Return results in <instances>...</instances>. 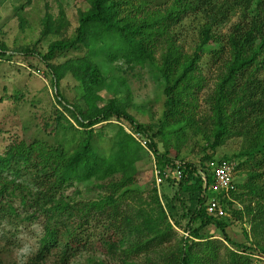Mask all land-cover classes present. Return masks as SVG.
<instances>
[{"label": "trees", "instance_id": "trees-1", "mask_svg": "<svg viewBox=\"0 0 264 264\" xmlns=\"http://www.w3.org/2000/svg\"><path fill=\"white\" fill-rule=\"evenodd\" d=\"M85 2L73 36L51 42L42 56L60 108L49 131L52 140L15 139L0 152V223L42 220L43 235L29 264H42L56 251L61 263L69 264L90 245L84 233L91 223L103 229L101 246L112 257L120 256L121 264H264V0H170L163 16L148 8L147 0ZM194 17L202 23L189 54L172 30ZM66 24L63 11L57 19L48 16L42 35H60ZM159 50L156 68L165 84L167 110L160 125L146 127L129 114L131 92L124 73L154 66ZM203 59L216 71L204 114L197 110V94L206 86ZM67 76L78 84L73 103L58 89ZM101 124L115 128L102 152L96 147ZM133 135L146 141L149 152ZM187 135L200 136L205 155L198 165L179 159ZM234 138L242 140L241 150L218 160L236 162V172L246 167V176L235 180L236 190L228 197H218L226 216L234 202L247 201L243 210L253 239L245 234L241 244L227 235L226 216L206 214L211 178L203 189L197 173ZM147 159L172 173L179 166L180 181H167L178 188L172 198L158 196L154 184L148 200L133 195L137 165ZM86 184L100 191L96 200L78 203L66 195ZM15 201L29 211L23 217ZM211 227L219 235H209Z\"/></svg>", "mask_w": 264, "mask_h": 264}, {"label": "rangeland", "instance_id": "rangeland-1", "mask_svg": "<svg viewBox=\"0 0 264 264\" xmlns=\"http://www.w3.org/2000/svg\"><path fill=\"white\" fill-rule=\"evenodd\" d=\"M169 1L147 0L148 8L157 10L156 15L163 16L164 8ZM86 8L85 0H0V46L5 49V54L0 56V99H3L0 103V152L15 139L26 142L34 138L52 140L49 137L51 135L49 131L54 124L55 111L60 108L55 102L54 81L48 67L42 61V56L47 53L51 42L58 39L67 40L73 36L79 11H84ZM60 11L64 12L67 21L60 35L43 36L44 22L47 17L57 19ZM236 18L232 17L231 22L221 29L223 34L228 31L230 24ZM201 23L198 17L189 18L184 21L181 28L172 30V33H177L179 39L177 44L182 46L186 53L191 54L198 43ZM160 53L159 50L155 55L157 60L154 66L147 64L143 68L137 67L133 70L121 67L123 71L126 70L124 77L131 92L129 114L136 123L146 127L160 125L167 110L166 97L163 93L165 84L160 79L156 68L160 64ZM69 57H72V54L67 57L58 56L50 63H61ZM207 62L203 59L201 63L204 86H206L197 94V110L202 114L209 111V108L204 105V100L209 92L213 91L216 81L215 68ZM117 66L119 67V64ZM261 76L264 78V74ZM58 89L69 103H73L79 97L78 84L70 76L60 82ZM101 128L103 132L100 133L96 147L102 152L108 147V141L114 135L115 128L105 124L96 126L98 131ZM201 145L200 136L187 135L186 144L182 148L179 159L198 165L200 158L205 155L201 152ZM242 145L241 139H231L217 149L214 159L218 160L223 156L234 157L241 150ZM152 165L153 160L148 159L137 165V180L130 188L136 192L133 195L149 199L153 189ZM245 172L246 167L239 169L235 173V180H244ZM167 183H163L157 189L158 196L167 195L172 198L178 193L177 185L173 187ZM66 195L80 203L96 200L100 191L93 184H86L69 189ZM246 205L247 201L234 202L231 209L227 211L226 233L238 244L246 242L245 234L249 239H253L250 218L243 210ZM14 207L21 217L29 212L25 211L17 201ZM238 212L241 215H238ZM206 232L209 235H219V232L212 227ZM103 234L102 228L91 223V227L84 233V236L90 237L88 240L90 245L86 247L87 250H82L72 258L69 264H121L120 256L112 257L101 246L99 238ZM178 234L181 236L184 233L180 230ZM42 235V220L25 223L10 219L2 221L0 223V264H29L38 250ZM260 242L264 246V236ZM42 264H62L59 252H53Z\"/></svg>", "mask_w": 264, "mask_h": 264}, {"label": "built area", "instance_id": "built-area-1", "mask_svg": "<svg viewBox=\"0 0 264 264\" xmlns=\"http://www.w3.org/2000/svg\"><path fill=\"white\" fill-rule=\"evenodd\" d=\"M133 137L140 143V145L148 151L147 143L144 140H140L133 135ZM149 152V151H148ZM153 160V159H152ZM236 162L213 160L205 164L204 169L197 167V173L202 179L203 189L206 188L207 177L210 175L211 183L209 185L208 192L210 195L216 196L208 198L206 203V214L215 218H222L226 216V212L223 209L219 195L228 197V195L235 191V173H236ZM152 178L153 184L158 189L163 183L169 180L180 181L182 178V171L179 166L173 173L171 170H160L155 162L152 165Z\"/></svg>", "mask_w": 264, "mask_h": 264}]
</instances>
